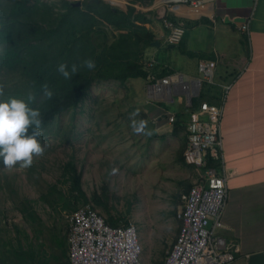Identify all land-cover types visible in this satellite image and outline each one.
Listing matches in <instances>:
<instances>
[{
    "label": "rangeland",
    "instance_id": "1",
    "mask_svg": "<svg viewBox=\"0 0 264 264\" xmlns=\"http://www.w3.org/2000/svg\"><path fill=\"white\" fill-rule=\"evenodd\" d=\"M44 1L55 11L62 9L59 0ZM106 1L122 9L133 5L130 20L151 26H163L158 20L160 6L166 11L171 6L168 2L155 5L154 0L142 5L128 0ZM138 9L148 12L147 20L134 18ZM102 29L106 39L118 31L109 24ZM164 46L163 41L154 45L159 50L167 49ZM170 48L177 54L176 46ZM19 79L17 73L0 67V101L16 95L14 85ZM148 83L140 76L91 80L75 105L41 126L39 140L44 151L33 156L30 167L17 163L9 169L0 160V264H16L18 242L25 250H33L35 262L40 258L50 261V255L58 252L54 239L66 238V215L84 202L93 204L106 220L133 221L141 261L161 264L177 228V181L187 178L189 170L183 168L178 153L175 157L184 128L174 130L170 123L157 121L156 112L162 109L147 96ZM133 119L146 121L150 134L135 133ZM73 170L80 174L85 201L70 187Z\"/></svg>",
    "mask_w": 264,
    "mask_h": 264
},
{
    "label": "crops",
    "instance_id": "2",
    "mask_svg": "<svg viewBox=\"0 0 264 264\" xmlns=\"http://www.w3.org/2000/svg\"><path fill=\"white\" fill-rule=\"evenodd\" d=\"M166 1L154 0L153 4ZM160 9V22L168 14L171 17L168 19L181 25L183 31L177 42H169L164 25L166 29L155 23L142 24L153 38L152 45L144 49L148 57H143V68L149 70L155 61L168 69L163 75H169L171 80L180 76L190 88L188 91L174 88L167 94L147 90V96L153 97L162 109L155 117L159 123H170L173 129L174 121L183 125L176 118L200 100L214 102L223 97L220 155L213 159L212 165L225 177L221 220L226 228L219 232L225 237L226 250L233 255L224 264H264V0H213L212 5H205L195 13L186 11L182 5H173L170 11L161 6ZM154 40L158 41L157 46L163 41L167 49L155 48ZM173 46L177 54L172 52ZM208 61H212L209 80L203 74L198 76L202 72L197 68L199 63ZM195 80L199 81L197 85ZM224 84H227L225 91ZM171 115L174 120L168 119ZM185 139L186 135L184 142ZM184 142L179 144L175 155L177 158L178 153L183 168L189 170L187 178L177 181L179 198L194 175L193 166L182 157ZM176 222L178 227L177 217Z\"/></svg>",
    "mask_w": 264,
    "mask_h": 264
},
{
    "label": "trees",
    "instance_id": "3",
    "mask_svg": "<svg viewBox=\"0 0 264 264\" xmlns=\"http://www.w3.org/2000/svg\"><path fill=\"white\" fill-rule=\"evenodd\" d=\"M59 1L62 9L55 11L44 0H0V67L20 76L14 85L16 95H8L27 100L28 95L33 94L35 99L29 106L40 110L42 125L67 106L75 105L95 78L124 80L140 76L153 82L168 72L155 61L149 70L143 68L141 59L148 57L144 49L152 45L153 38L142 24L130 20L133 5L127 4L122 9L106 0H80L77 5L70 0ZM128 1L139 5L151 2ZM133 16L141 21L148 18L139 9ZM166 17L171 18L168 14ZM105 24L118 30L112 38L106 39L102 29ZM99 34L102 35L100 40L97 39ZM88 58L94 60V70L80 66ZM60 63L69 66L75 63L79 71L70 80L65 79L57 71ZM44 84L53 92L51 99L43 95ZM178 126L184 127L174 121V130ZM184 137L182 135L181 145ZM208 162L213 163V158L209 157ZM70 184L85 201L79 172L72 171ZM176 195L179 199V193ZM106 222L118 224L110 217ZM54 240L58 252L50 255V261L40 258L36 262L33 250L30 247L25 250L18 242L16 264H52L54 260L56 264H68L66 238Z\"/></svg>",
    "mask_w": 264,
    "mask_h": 264
},
{
    "label": "built area",
    "instance_id": "4",
    "mask_svg": "<svg viewBox=\"0 0 264 264\" xmlns=\"http://www.w3.org/2000/svg\"><path fill=\"white\" fill-rule=\"evenodd\" d=\"M182 5L186 11L198 12L213 0H168ZM192 10H191V9ZM175 12L176 8L174 9ZM179 13V12H178ZM168 29L167 40L177 42L182 26L162 17ZM244 24L241 28H244ZM151 64V61L149 62ZM212 61L199 63L197 68L209 80ZM199 83L194 81V85ZM150 93H171L174 88H190L187 81L177 76L171 80L162 75L147 84ZM224 91L227 84L223 85ZM223 97L210 102L200 100L198 105L176 119L184 126L186 139L182 157L194 168V177L187 190L180 195L176 212L179 224L162 264H224L232 253L226 250L225 237L219 229L226 228L221 220L225 200V177L209 163V157L220 155L219 124L223 113ZM169 116V120H174ZM66 256L68 264H143L141 244L133 221L111 225L90 203L77 205L66 215Z\"/></svg>",
    "mask_w": 264,
    "mask_h": 264
},
{
    "label": "clouds",
    "instance_id": "5",
    "mask_svg": "<svg viewBox=\"0 0 264 264\" xmlns=\"http://www.w3.org/2000/svg\"><path fill=\"white\" fill-rule=\"evenodd\" d=\"M80 66L88 70H94L96 67L91 58L82 61ZM57 71L65 79L70 80L79 71V67L75 63L70 66L67 63H60ZM42 87L44 97L51 99L53 96L51 89L47 84ZM34 99V95L29 94L27 100L9 98L7 101H0V160L9 169L17 163L28 168L32 165L34 155L43 154L44 148L39 140L42 136L41 113L39 109L29 106ZM131 126L137 134H150L146 132V121L137 122L133 119Z\"/></svg>",
    "mask_w": 264,
    "mask_h": 264
},
{
    "label": "water",
    "instance_id": "6",
    "mask_svg": "<svg viewBox=\"0 0 264 264\" xmlns=\"http://www.w3.org/2000/svg\"><path fill=\"white\" fill-rule=\"evenodd\" d=\"M71 1H72L73 4H76L77 5L80 0H71ZM93 1H97V0H93ZM152 43L153 44H157L158 41L157 40H154ZM166 45L169 46V45H172V44L171 43H167Z\"/></svg>",
    "mask_w": 264,
    "mask_h": 264
}]
</instances>
